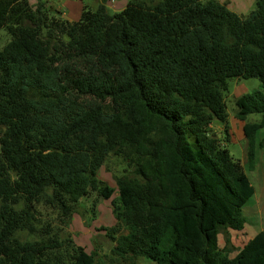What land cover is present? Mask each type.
Wrapping results in <instances>:
<instances>
[{"label":"trees","instance_id":"16d2710c","mask_svg":"<svg viewBox=\"0 0 264 264\" xmlns=\"http://www.w3.org/2000/svg\"><path fill=\"white\" fill-rule=\"evenodd\" d=\"M84 2L81 18L47 1L0 0V264H104L42 223L60 224L93 194L110 154L127 163L112 201L127 232L114 253L154 264H264V231L234 257L213 249L239 226L256 188L213 131L229 119L231 78L258 77L262 89L237 98L255 165L264 129V0L244 18L211 0H130L111 14ZM93 58L89 71L74 67ZM71 65V66H64ZM111 99L123 107L107 114ZM116 229L114 228L113 231ZM225 248V247H224Z\"/></svg>","mask_w":264,"mask_h":264},{"label":"rangeland","instance_id":"374dc122","mask_svg":"<svg viewBox=\"0 0 264 264\" xmlns=\"http://www.w3.org/2000/svg\"><path fill=\"white\" fill-rule=\"evenodd\" d=\"M37 1L46 0H33ZM49 0H47L48 2ZM70 6H65L66 0H54L48 2L52 13L65 12L70 15L73 11V19L76 21L81 18L83 2L72 0ZM105 0L91 1L90 5L97 6L103 4ZM216 3L226 4L229 7H242L238 11L244 18L249 16L257 8L256 0H211ZM106 2V1H105ZM70 4V2H69ZM107 8H108V3ZM118 6L110 7L108 11L113 14L119 12ZM71 10V12H70ZM65 15V16H66ZM68 19V18H67ZM10 40V36L5 29L0 30V49ZM94 63L93 58H85L74 67L83 71H89ZM71 66V65H64ZM230 88L226 92V103L228 106L229 119L227 124L216 121L213 124V131L222 138V145L226 146L232 156L239 160L242 168L249 176L256 188L255 195L243 207L241 223L239 226L226 225L219 229L213 239V249L221 253L234 257L258 232L264 231V144L258 147V154L255 165L251 166L248 162V140L245 138L244 125L246 122H259L262 115L253 113L247 116L246 121L238 116L237 98L262 89V81L258 77L250 78H231L229 79ZM120 106V107H119ZM122 108L123 102L116 104L111 99L104 103V111L107 114L116 112V108ZM264 139V129L257 133V143ZM128 166L120 156L110 154L104 165L99 170V178L108 184L113 190L111 199L93 194L90 198L83 199L77 211L64 219L60 224L57 210L44 205H39L38 210L41 215L42 223L51 222L55 226V232L62 237H70L76 245L83 246L88 252L93 254L98 261L104 264H154L143 257H133L132 255H118L114 253L117 245V238L127 232L126 226L117 221L113 213L112 201H119V189L117 178L123 174H129ZM116 229L113 231V229ZM225 247V248H224Z\"/></svg>","mask_w":264,"mask_h":264},{"label":"crops","instance_id":"0c3cea01","mask_svg":"<svg viewBox=\"0 0 264 264\" xmlns=\"http://www.w3.org/2000/svg\"><path fill=\"white\" fill-rule=\"evenodd\" d=\"M32 2H33V0H31ZM47 1V0H46ZM50 2H52V1H54V0H49ZM48 1V2H49ZM60 1H62V0H60ZM67 2L65 3L64 2V5L67 7V6H70L71 5V3L73 2L72 0H66ZM35 2V1H34ZM69 2H70V4H69ZM83 2V1H82ZM129 2H130V0H106V2H105V5H106V7H107V4L106 3H108V8L107 9H109L110 7L112 8V7H115V5H117L119 8H118V10L119 11H121V10H123V9H125L127 6H128V4H129ZM244 2H245V0H244ZM36 3V2H35ZM52 3H54V2H52ZM92 6V5H91ZM243 6H244V4H243ZM242 6V7H243ZM92 7H95V6H92ZM229 7V6H228ZM242 7H229L232 11H234V12H237V13H239L238 11H240V10H242ZM83 8H84V2H83ZM83 11V10H82ZM70 12H71V10H70ZM59 14L62 16V17H64V18H68L69 20H72L73 19V17H71V15H73V11H72V13L70 14V15H66L67 13H65V12H59ZM240 14V13H239ZM66 15V16H65Z\"/></svg>","mask_w":264,"mask_h":264}]
</instances>
